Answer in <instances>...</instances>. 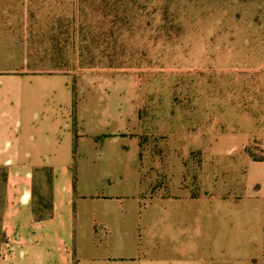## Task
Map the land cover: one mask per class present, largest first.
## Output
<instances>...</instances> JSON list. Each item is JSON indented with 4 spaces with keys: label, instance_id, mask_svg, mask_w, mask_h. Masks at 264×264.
Wrapping results in <instances>:
<instances>
[{
    "label": "rangeland",
    "instance_id": "obj_1",
    "mask_svg": "<svg viewBox=\"0 0 264 264\" xmlns=\"http://www.w3.org/2000/svg\"><path fill=\"white\" fill-rule=\"evenodd\" d=\"M96 4L0 0V69L137 73L154 190L170 194L182 165L194 195L250 197L264 211V0H122L117 40L99 36ZM11 191L0 166V264H74L44 246V190L25 211ZM257 230L264 244L260 215Z\"/></svg>",
    "mask_w": 264,
    "mask_h": 264
},
{
    "label": "crops",
    "instance_id": "obj_2",
    "mask_svg": "<svg viewBox=\"0 0 264 264\" xmlns=\"http://www.w3.org/2000/svg\"><path fill=\"white\" fill-rule=\"evenodd\" d=\"M144 104L137 73L0 69V166L17 210L44 190V246L74 264H258L256 199L194 195L182 165L170 194L154 190Z\"/></svg>",
    "mask_w": 264,
    "mask_h": 264
},
{
    "label": "trees",
    "instance_id": "obj_3",
    "mask_svg": "<svg viewBox=\"0 0 264 264\" xmlns=\"http://www.w3.org/2000/svg\"><path fill=\"white\" fill-rule=\"evenodd\" d=\"M84 3H97V9H100L101 11V18L104 20L102 24H99L98 31L99 36L101 37H110V38H116V40L120 37V34L124 32V25L127 21L125 17L121 16L120 8L119 6H116L117 3H121L122 0H114L113 3L110 2V0H80ZM97 1V2H96ZM113 14V19L108 20V17L110 15V12ZM106 20L108 22H106ZM119 34V35H118ZM115 36V37H114Z\"/></svg>",
    "mask_w": 264,
    "mask_h": 264
}]
</instances>
